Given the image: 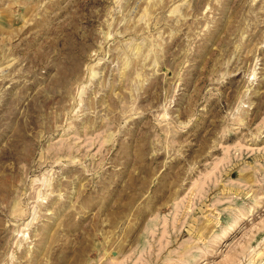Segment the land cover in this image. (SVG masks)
Segmentation results:
<instances>
[{
  "label": "rangeland",
  "instance_id": "1",
  "mask_svg": "<svg viewBox=\"0 0 264 264\" xmlns=\"http://www.w3.org/2000/svg\"><path fill=\"white\" fill-rule=\"evenodd\" d=\"M0 264H264V0H0Z\"/></svg>",
  "mask_w": 264,
  "mask_h": 264
}]
</instances>
